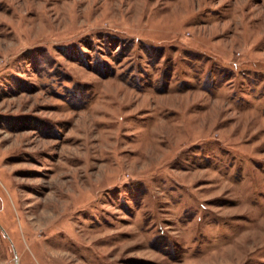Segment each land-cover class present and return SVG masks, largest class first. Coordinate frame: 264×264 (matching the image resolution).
<instances>
[{
  "label": "rangeland",
  "instance_id": "obj_1",
  "mask_svg": "<svg viewBox=\"0 0 264 264\" xmlns=\"http://www.w3.org/2000/svg\"><path fill=\"white\" fill-rule=\"evenodd\" d=\"M0 264H264V0H0Z\"/></svg>",
  "mask_w": 264,
  "mask_h": 264
}]
</instances>
